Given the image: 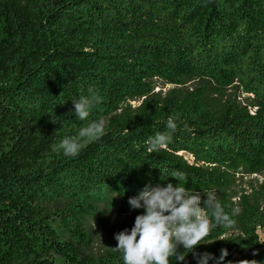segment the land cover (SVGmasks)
Instances as JSON below:
<instances>
[{
	"label": "trees",
	"instance_id": "1",
	"mask_svg": "<svg viewBox=\"0 0 264 264\" xmlns=\"http://www.w3.org/2000/svg\"><path fill=\"white\" fill-rule=\"evenodd\" d=\"M263 5L264 0H55L36 20L44 31L37 43L27 37L31 25L22 0H0V264H38L40 254H65L64 241L54 227V218L61 217L60 211L49 213L45 203L56 202L66 194L74 183L71 175L76 170L89 167L98 172L88 163L95 159L96 163L103 156L115 168L118 181L108 178L111 173L105 171H100L102 175L96 180L106 179L108 185L125 181V169L131 174L128 171L132 169L123 165L122 160L134 162L135 181L132 178L130 190L116 198L78 184L71 208L96 215L100 208L95 203L101 197L114 204L120 214H127L131 209L129 198L145 185L179 184L170 175L174 170L187 175L186 183L182 182L185 187L202 184L208 172L212 182L221 174L236 179L237 174L263 173L264 11L256 13ZM187 18L189 27L185 30L182 21ZM162 24L165 31L160 30ZM149 27L160 31L155 35L141 34ZM57 31L63 35L71 32L65 39L67 45ZM190 35H196L192 44ZM173 37L180 49L172 48L168 42ZM186 46L191 47L190 64L181 53ZM85 47L90 49L84 51ZM77 51L88 59L74 63L79 56ZM63 60L72 62L70 68L62 65ZM162 62L184 69L189 65L202 75L206 69L213 78L225 77L230 83L237 79L239 84L234 83L235 92L228 97L234 106L222 112L215 107L213 115L205 117L201 113L205 112L203 107H183L171 96L159 101V111L147 112L141 123L113 125L120 111L109 119L111 125L105 129V135L88 144L76 158L53 150L54 138L43 133L33 119L46 107L43 79L51 72L58 78L59 86L64 85L65 77L72 86L76 84V73L87 76L81 91L70 90L76 99L87 95L90 86L99 90L102 108L91 112L93 121L118 108L127 110L113 98L131 97L148 90L149 83L143 79L150 71L166 70ZM207 82L201 78V84ZM101 84L106 86L107 93ZM241 90L247 92L244 102L258 107L254 114L238 99L234 100ZM69 111L64 118L72 121L74 111ZM169 116L179 117L171 142L160 151L149 152L146 141L166 130ZM107 150L118 152L123 158L120 156L119 162L112 155L107 157ZM181 151L195 160L207 158L217 165H211L210 171L203 170L190 164L179 154ZM225 164L230 172L222 169ZM135 217L129 221L130 229ZM243 225L248 240L239 238L235 249L213 246L195 248V253L208 252L218 258L221 249H227L224 264H239L242 260L264 264V241L256 232L259 225L264 226V208L247 210ZM185 255L183 262L170 258L171 264H197L193 253ZM209 264L215 261L210 260Z\"/></svg>",
	"mask_w": 264,
	"mask_h": 264
},
{
	"label": "rangeland",
	"instance_id": "2",
	"mask_svg": "<svg viewBox=\"0 0 264 264\" xmlns=\"http://www.w3.org/2000/svg\"><path fill=\"white\" fill-rule=\"evenodd\" d=\"M54 1L55 0H22L27 22L31 25L30 31L27 34V37L31 41L38 43L40 40L39 34H44L43 29L38 27L40 24L36 20L39 18L42 11L47 9ZM259 11H264V5L260 6V9L257 10L256 13L258 14ZM257 14L253 13L256 17L258 16ZM188 21L189 18L182 21V26L185 30L189 27ZM179 26L183 30L182 26ZM161 27L162 28L160 30H166L163 28V24ZM160 30L149 27L141 34L155 35ZM57 33L58 36L64 40L63 43L67 45L65 39L67 34H70L71 32H67L65 35H63L61 31H57ZM189 39L192 44L196 39V35H190ZM168 42L171 43L172 48H179V43L174 37L169 39ZM71 45L72 44H70V46ZM70 46V49H74V47ZM89 49V47H85L84 51H88ZM181 53L184 55V61L187 64H190L189 57L192 55L190 54L191 47H182ZM77 54L79 56L76 58L77 61H73L74 63L80 62V59H88L82 52L80 53L77 51ZM63 57L64 55L60 59H63ZM162 63L167 67L166 70L162 73L150 71L148 74L149 76L143 79L149 83L148 90L142 94H136L131 97H120V99L118 98L119 100L113 98V100H117V105L119 104L120 107L126 106L127 110L122 111L118 108L117 110L109 111L106 116L101 117L105 120V129H108L107 127L111 125V123H109V119L113 116H118L120 111L121 112L117 121L113 125L120 126L121 124H139L147 112L154 113L156 110L159 111V101L163 98L171 96L180 101L183 107H196L197 109L203 107L205 112L201 113L205 117H211L213 115L212 111L215 107L222 112L226 108L234 106L233 100H229L228 97L229 94H234L235 89L233 88V85L234 83L239 84L237 79L230 83V81L225 77H220L218 79L213 78L209 75V72L206 69H203L206 74L202 75V72L200 71L195 73V69L190 68L189 65H186V68L184 69L174 63L169 65H166L165 62ZM70 64H72V62H62V65H67L69 68ZM57 65L59 66L60 64ZM174 70H177L178 73H174ZM74 75L75 81H79L73 86L68 80H66V77L64 78V85H56L58 78L54 77L53 72L49 73L43 79L46 107L43 111L37 113L33 119L43 133L54 138L55 144H58L65 136L76 135L84 122L92 121L90 120L92 119L91 114L87 121H80L76 119L75 112H72V121H68L64 118L66 112H71L69 110L74 111L72 101L76 99V95L71 94L70 89L74 90V88H76L77 91H81L83 84L85 83L84 80H86L87 77L86 75L80 73H76ZM201 78L207 79V84H201ZM101 86L107 93V89L105 88L106 86L103 84H101ZM246 94L247 92L241 90L236 94L234 100L236 101L238 99V102L246 105L249 112L254 114L258 110V107H256V105H249L248 102H244ZM99 108H102L101 103L94 107L92 111ZM129 110H131V112H129ZM140 151L141 150H137V152ZM140 154L144 155L146 152L141 151ZM179 154L184 156L190 164L200 167L206 171H210L212 166L217 165L215 162H209L207 158L195 160L193 156L184 151H181ZM110 155H112V158L114 159L117 158L120 162L122 157L120 153H113L112 150H107V155L105 156L108 157ZM95 160H89L90 163H88V165L92 164L93 168L97 169L98 172L91 170L89 167L76 170L71 175V178L76 184L71 182L72 186H70L66 194L59 198L56 202L45 203V207L49 213H53L54 210L60 211L61 217H59L58 220V216L57 218H54V227L58 231L60 238L64 241L65 250L63 253L65 254H60L55 251L50 252L49 254H40V258L37 260L38 264H124L122 253L112 249L115 248L118 243L114 238L115 234L120 232L121 228L128 229L130 231L129 221L133 217L142 214L144 210L142 208H131L127 214H120L114 204L106 203L107 200H101V197H98L100 201L98 200L99 202L95 203V206L100 208L96 215L79 208H77L78 210H75L76 208H71V204L76 200L74 192L77 190L78 184H81L85 187V189L87 188V190L91 192H100L104 196L108 195L116 198H119L120 196L123 197L124 192L127 189L130 190L129 184L132 178H134L135 181L134 174L136 166L133 161L126 162L125 160H122L121 163L123 165H128L127 167L132 169L131 172L127 169V171L131 174H128L126 169L123 167L121 169H125L123 170V173L126 174V180L116 183L115 185H108L106 179L96 180V178L102 175L100 174V171H105V173H111L108 178L118 181V179L115 178V168L104 161V156L97 160L98 163H95ZM226 163L229 164L228 162ZM222 169L225 170V173L230 172V170L227 169L226 164L223 165ZM241 175L244 177L242 178ZM186 188L195 189L197 192H201L202 194L209 191L214 192L218 201L234 220V224L230 228L218 227L214 229L211 232L210 237L202 241V243L196 246V248L203 249L211 248L213 246H222L233 250L236 248L234 243L239 238H241L242 241L248 240L245 235L243 225L245 214L247 210H255L256 208L262 210L264 208V172L237 174L236 179H229L223 177L221 174L216 182H212V175L208 172L202 184ZM97 194L98 193H96V195ZM203 199H206V197L202 196V200ZM234 209H239L238 213L233 214ZM209 215L211 214L209 213ZM256 232L258 237L264 241V226L259 225ZM182 249L183 247L180 246L178 251L180 252Z\"/></svg>",
	"mask_w": 264,
	"mask_h": 264
},
{
	"label": "clouds",
	"instance_id": "3",
	"mask_svg": "<svg viewBox=\"0 0 264 264\" xmlns=\"http://www.w3.org/2000/svg\"><path fill=\"white\" fill-rule=\"evenodd\" d=\"M87 92V95L72 101L75 117L80 121H87L93 108L103 101L98 89L90 86ZM178 119V116H169L166 130L148 138L146 144L149 152L160 151L171 142L178 129ZM104 135L105 120H93L80 127L76 135L65 136L54 144L53 150L62 151L65 157L76 158L83 148L99 141ZM170 175L180 183L175 186L172 183L166 186L147 184L136 196L129 198L132 209L142 208L144 211L135 217L130 231L124 229L115 234L118 243L112 249L122 253L124 264H171L170 258L183 262L185 253H193L197 264H209L210 260H214L215 264H224L229 254L227 249H221L218 258L211 253H195L194 250L210 237L214 229L230 228L234 220L225 212L214 192L202 194L195 189H187V175L182 171L174 170ZM202 196L206 199L202 200ZM238 211L234 209L233 214ZM180 246L183 252L178 251ZM228 264L232 262L228 261ZM239 264L260 262L242 260Z\"/></svg>",
	"mask_w": 264,
	"mask_h": 264
}]
</instances>
